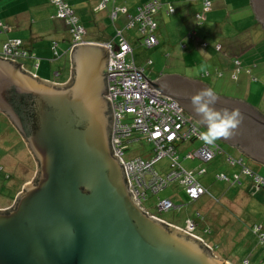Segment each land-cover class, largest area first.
<instances>
[{"label": "water", "instance_id": "obj_1", "mask_svg": "<svg viewBox=\"0 0 264 264\" xmlns=\"http://www.w3.org/2000/svg\"><path fill=\"white\" fill-rule=\"evenodd\" d=\"M251 3L264 30V0ZM108 61L100 44L78 45L72 80L54 85L0 58V112L37 163L32 183L11 208L0 210V264H227L201 239L134 202L111 143ZM148 88L179 102L204 127L190 96L209 88L205 83L165 74L148 81ZM170 88L186 96L174 97ZM216 107L239 108L244 116L235 134L220 141L264 166V115L221 96Z\"/></svg>", "mask_w": 264, "mask_h": 264}, {"label": "rangeland", "instance_id": "obj_2", "mask_svg": "<svg viewBox=\"0 0 264 264\" xmlns=\"http://www.w3.org/2000/svg\"><path fill=\"white\" fill-rule=\"evenodd\" d=\"M21 1L25 3L18 8L23 12H29L32 17L35 18V16H37L38 18L39 13L43 14L42 11L45 13L43 14L44 17L47 15V20L42 22L38 21L34 23V25L43 24L45 25V28L46 24H50V27H53L54 25H62L61 22H58L57 19H54L56 17L57 10L55 5L50 3V0H40L42 4L40 6L43 7L40 8V6H38L39 9L33 6L34 4H38L39 0ZM90 1H94V5L96 4L95 0ZM199 1L200 0H183L182 2L185 4H191V2L197 3ZM225 1L226 4H229L228 12L226 13V9L222 10V12L221 10H218L216 14L219 13L220 15H215L212 20L209 18L207 19V16H205L207 13H205L204 9L200 7V14L202 15L204 23L199 24L196 27L199 36L195 37L194 39H188V37H185L184 41L182 40L179 45H175L174 49L166 47L164 44H159L153 48H146L144 46V39H142V35L139 33L137 28L127 29V32L124 34L125 39H127L126 41H128L133 49V55L136 64L138 66L146 67L145 70L147 76L151 81L155 79L156 75L162 71H164L166 74H185L184 76L187 75L188 77L189 75L195 77L197 76L199 79L201 78V74L206 75V73H209L208 76L204 75L202 80L205 83L210 84L218 96H221L225 99L243 101L264 115V43H262L263 40L262 36L260 35L264 34V31L260 29V26L255 25L241 34V38H244L243 41L245 44V53L240 59L243 63H246L252 61L253 57V59H257V61H259V69H261L260 75L255 70L253 71L251 69L249 71V77L247 76L249 79L248 84L242 82L240 75H238V77L235 79L233 78L232 73L235 69L234 60V67L231 73H222V75L218 76L216 73L217 69L213 64L218 62V56L213 54L209 49L203 48V45H196L199 39L206 42L205 35H207V32H204L205 34L202 33L201 30L203 29L200 28L204 25L208 26L210 22L212 25L211 30L213 36H216L217 38H225L227 37V34L223 30L224 26L228 27L230 24L237 25L248 14V16L252 18V15L249 13V11L247 13V10H241L238 13L237 10L234 9L231 2L236 3L239 0ZM70 4L73 8L75 7L72 0H70ZM145 4L143 3L142 7ZM218 4L221 5V0H219ZM34 8L37 10L34 11ZM75 13L80 19L82 18L78 11ZM164 13L167 15L166 9H164ZM26 14L27 13H22V17L29 16ZM166 15L164 16L165 20H170V17ZM225 15L228 16V19L225 20L230 22V24L224 25L222 22H220L219 17H224ZM121 16H123L122 13H120V17ZM95 17L100 18L103 23L95 28H89L86 26V32L89 34V38H93L92 36H95V41L103 42L107 37H111L113 34H116V30H114L111 20L108 19L106 11L98 12ZM194 21L197 22L195 18ZM62 27L63 26H60V29ZM3 28V25H1V29ZM228 29L230 31L229 27ZM42 30L44 32L45 39L49 38V40H55L53 37H51L52 34L46 35L44 28ZM210 38L211 35L209 36V40ZM257 45L260 47L257 52L256 50H251L252 48L255 49L253 46ZM248 46L251 47V49ZM252 52H254V56H252ZM147 61H151V64L147 65ZM23 62L27 66L28 71L30 70L35 73L37 72L36 69H33L32 65H29L27 61ZM57 64L60 65L59 63ZM244 64L243 66L245 67L246 65ZM63 70L64 68H62L61 72ZM53 79H55L54 75ZM189 117L193 119L191 116ZM11 143V141L1 142L0 140V208L3 209H8V207L10 208L13 206L17 195L23 192L24 185L26 184L25 182L31 179L33 172L32 163L29 156L27 155V152H21L18 147H13ZM215 144L219 145L224 151L220 156L225 157V159L230 156L235 160H243L245 166L248 169H250L256 175L259 174L258 176L264 179V166L253 162L251 159L243 156L242 154L240 155L236 149L229 147L220 140H217ZM189 145L191 146L189 147L188 144L184 145L188 146V149L185 151L186 153L189 150H193L194 148L201 145V142H195ZM152 148L153 146L144 139L141 141H135L127 147L125 159L129 160L139 156L146 158L147 156L151 155ZM26 151H28V149H26ZM185 152H180L179 163L181 162L183 165L182 167H185L186 169L191 168L189 166L190 162H195L196 165L202 164L203 169L201 172L203 170L205 172L200 176L197 173L195 174L197 178H199L203 183V185L209 190V192L213 194L211 196H214L219 201L213 200V198L206 196L208 198L204 197L199 202L193 203L188 198L185 188L180 184L179 181L173 182L156 196L150 195L148 201L144 205L146 210H148L150 215L160 216L159 218L164 220V222L173 223L178 228L183 230H188L187 221L189 218L202 220L203 222L200 224V226L197 229L192 230V233L194 232L197 238L201 239L203 242L210 244L209 246H211L210 248L213 255L217 259L225 261L227 264H247L249 261L251 264H264V247L260 244L259 234L252 230V227L256 225L258 227H262V232L264 233V204L255 199L253 201V196L248 197V194H245L244 185L242 186L240 182L233 185L234 179H230V177L227 175L224 176L222 173H219L222 175L220 178V175L217 172L218 169L216 171H212L213 163H204L199 159L190 158H187L185 161H183V154ZM235 166L240 167V175H242V166ZM155 168L160 172V174H167L170 171L171 162L169 159L165 158L158 162ZM243 177H249L248 179H251L253 183L252 177L248 175ZM158 197L169 199L172 198L176 208L166 212H159L156 208ZM13 199L14 201L12 203ZM242 203L247 204V206L244 208L241 205ZM193 215H195V217H191Z\"/></svg>", "mask_w": 264, "mask_h": 264}, {"label": "built area", "instance_id": "obj_3", "mask_svg": "<svg viewBox=\"0 0 264 264\" xmlns=\"http://www.w3.org/2000/svg\"><path fill=\"white\" fill-rule=\"evenodd\" d=\"M52 1L56 6L57 18L62 19L68 27L71 36L69 50L72 52L74 47L86 44L83 39L86 33L85 29L80 24L72 7L62 0ZM202 1L204 12H209L211 2L209 0ZM114 2L115 0H99L98 10L104 11L110 3ZM164 6L162 0H149L139 9L136 16L130 15L128 18L125 29L138 27L146 48H153L159 44L158 24L154 16ZM166 12L171 15L175 11L171 6H168ZM117 16L118 9L115 8L110 14L111 20L115 21ZM196 20L199 23L203 20L200 13L196 15ZM195 35V31L189 33L191 38ZM100 45L109 53L108 94L106 97L112 102L114 113L112 148L114 156H117L121 164L125 166L129 190L135 196L134 202L149 214L144 207L149 196H156L173 182L179 181L191 201H196L209 194L208 190L200 184L197 176L181 166L178 149L184 144L201 142V145L189 157L197 158L204 163L212 162L224 151L217 144H207L203 141L202 130L190 123L183 108L175 100L160 95L161 93L155 88H148V81L151 80L147 77L145 68L135 63L133 49L122 35V31L117 30L114 40ZM55 47H57L56 43ZM220 49L221 47L218 46L217 50ZM0 58L18 63L22 59H35V55L24 51L22 42L15 39L7 41L0 48ZM148 64H151V61ZM235 65L237 69L241 66L238 61L235 62ZM37 68L38 65H35V69ZM21 69L37 77L35 73L27 71L23 65H21ZM208 75L207 73L206 76ZM236 77L235 74L233 78ZM143 139L153 146L150 157L146 159L139 156L126 160L127 147L131 143ZM165 158L170 160L171 168L167 174H160L155 166ZM227 162L231 165L242 166L241 176L248 175L259 187H264V179L248 169L241 159L235 160L229 156ZM204 172L203 170L201 174ZM221 177L222 175H220ZM174 205L171 200L158 198L156 202L159 212L173 210L175 209ZM188 227L192 231L196 227V222L190 220ZM254 227L253 231L259 234L260 244L264 247L262 227L256 225Z\"/></svg>", "mask_w": 264, "mask_h": 264}, {"label": "crops", "instance_id": "obj_4", "mask_svg": "<svg viewBox=\"0 0 264 264\" xmlns=\"http://www.w3.org/2000/svg\"><path fill=\"white\" fill-rule=\"evenodd\" d=\"M62 1L66 2L67 4H69L71 6L70 0H62ZM72 1H73V4L75 7L74 8L72 6L71 7L74 10V13L76 11H78L80 13V15L82 17L81 19L79 18V16H77V15L76 16L79 18V22L84 27L85 32H86V26L89 28H95V27L99 26L101 23H103L100 18L95 17V15L98 12L106 11L108 19L111 20V17H110L111 12L115 8L118 9L117 19L115 21L111 20V22L113 24L114 30H116V32H117V30L122 31V35L125 37L124 34H125V32H127L126 31L127 29H125V26H126V23L128 21L129 16L130 15L136 16L138 13V7L142 6L143 3L145 4L148 0H140V1L139 0H115V2L110 3L109 4L110 7L108 5L106 10H104V11L98 10L99 0H95V2H96L95 5H94V1H90V0L89 1H87V0H72ZM163 1L165 3H172L175 7V13L172 15H166L164 13V9H162L157 15L154 16V19L158 24L157 33H158L159 44H161V45L164 44L166 47L174 49L175 45H177V44L179 45V43H181L182 40L184 41L185 37H188V39H194L195 37L199 36L196 27L199 24H203L204 22H203V20L201 21V23H199L198 21L196 22V21H194V18L196 19V15L198 13H201L200 7L203 8L201 1H199L200 3L199 2H197V3L191 2V4H189V3L185 4L182 2L183 0H163ZM97 2H98V5H97ZM218 2H219V0H211V4H212L211 9L205 15V16H207V19L209 18L210 20H212V18L215 15L219 16L220 15L219 13L216 14L218 10H221V12H222V10L226 9V13L228 12L229 4L228 3L226 4L225 0H221V5H219ZM251 2H252V0H239L236 3L231 2V4L233 5L234 9L237 10L238 13L241 10H247V13L249 11V13L252 15V18L250 16H248L249 15L248 14L237 25H231L230 22H227V20H225V19H228L227 15H225L224 17H219V20H220V22H222V24H224V25L230 24V25H228V27L230 28V31H229L227 26L223 27V30L226 32L227 37L217 38L216 36H213L212 30H211L212 25L210 22L208 26L204 25L200 28V29H203V30H201L202 33L207 32L206 33L207 35H205V38H206L205 41L207 43L201 39H199L196 43V45H199V46L203 45V48L209 49L213 54H216L218 56V58H219L218 62L213 63L215 68L217 69L216 73L218 76L222 75V73H224V74L231 73V71L234 67L233 60H234V63L236 61H241V66L239 69H237L236 65H235V69L232 73V76H234L236 74L238 77V75H240L241 76L240 78H242V82H244L245 84H248L249 71L251 69L253 71L255 70L259 75L261 74L260 73L261 69H259V61H257V59H253V57H252V61L248 60L249 62H246V63L244 62L245 64L240 59L241 56L245 53L244 52L245 44L243 41L244 38H241V34H243L249 28L254 27L255 25H259L260 29L263 30L262 25L257 21L256 14L254 12V9H253ZM24 3L25 2H23L21 0H0V31H2V32H0V47L2 45H4L9 40L17 39V40L22 41L25 48L35 55V59H22L18 62L19 64L23 65L27 71H28V68L23 61H27L29 63V65L31 64L33 69H35V65L37 64L38 65V68L36 69L37 72L35 73L33 71H30V70H29V72H32V73H35L36 75H38L37 77L41 81H45L47 83H51L54 85H65V84L69 83L72 80V76H73V72H72L73 64H72V52L69 50V48H70L69 43H70L71 37H70V33L68 31V28H67L65 22L62 19H59L57 17H55V18L53 17L55 20L57 19L58 22H61L62 25H58V26L54 25L53 27H50V24H46V28H45V25H43V24L34 25V23H36L38 21L42 22V21L47 20V15L44 17L43 14H45V13H44V11H42L43 14L39 13L38 18H37V16H35V18L32 17V15L29 12H23L21 9L18 8L19 6L23 5ZM50 3H53V1L50 0ZM40 5H42V4L39 0V3L34 4L33 6L39 9L38 6H40ZM93 5H94V7H93ZM42 7L43 6H40V8H42ZM36 8H34V11L37 10ZM22 13H27L26 15H29V16L22 17ZM120 13H122L123 16L120 17ZM165 15L169 16L170 20L166 21L165 17H164ZM205 16H204V18H205ZM1 25H3V27H4L3 29H1ZM60 26H63V27L60 29ZM43 28L45 30L46 35L52 34L51 37H53L55 40H53V39L49 40V38L45 39L44 38V32L42 30ZM136 28L139 30L138 27H136ZM191 31H195V33H196L195 37H193V38L189 37V33ZM235 31L238 34H236ZM139 33L141 34L140 30H139ZM88 35L89 34L86 32L84 37H83L84 41L86 43H96V44H104V43L110 42V41L114 40L116 37V34L115 35L113 34L111 37H107L103 42H97L94 40L96 38L95 36H92L93 38H89ZM210 35H211V38L209 40ZM260 35L262 36V40H263L262 42H264V34H260ZM55 42L57 43L56 51L58 52L59 55L58 54L56 55V53L53 49V47H54L53 44ZM218 46L221 47V49L219 51L217 50ZM253 47L255 49H253V48L251 49V47H249V48L251 50H256V52L260 48L259 45L253 46ZM251 50H249V51H251ZM254 55H255L254 52H252V56H254ZM256 55H258V54H256ZM220 58H222V59H220ZM148 62L149 61H147V65H148ZM57 63H59L60 65H58ZM243 64L246 65L245 67H247V68H245L243 66ZM61 67L64 68V70L62 72H61V70H62ZM140 67H143V66H140ZM143 68H146V67H143ZM253 71H252V73H253ZM53 72H54V74H53ZM145 73H146V70H145ZM165 74L166 73L164 71L158 73L156 75V78L153 79L152 81L158 80L159 78L163 77ZM53 75H54L55 79H53ZM146 75H147V73H146ZM168 75H170V74H168ZM184 75L185 74H181L180 76H184ZM204 75L205 74H201L200 79L197 76L195 77V76H190V75H189V77L187 75L184 77H187V78H190L193 80H198L202 83H205L202 80L204 78ZM205 84L209 88H212V86L210 84H207V83H205ZM0 140H1V142L2 141L3 142L11 141L12 142L11 144L13 147H18L21 150V152H27V155L29 156L31 163H32V169H33L32 171L33 172H32L31 179H29L25 183L26 184L32 183V181L34 180L36 173H37L36 160L31 155L29 150L26 151V149H28V147H27L25 141L23 140V137L15 129V127L13 126V124L11 123L9 118L1 112H0ZM189 144H192V143H189ZM189 144H188V146L190 147L191 145H189ZM184 145H186V144H184ZM184 145L179 147L178 157L180 155V152H185L188 149V146H184ZM198 147L194 148L193 150H189L187 153L185 152L183 154L184 155L183 161H185L187 158H190L189 155H192ZM149 157H150V155L147 156L146 159H148ZM239 158H241V157H239ZM190 159H197V158H190ZM179 161H180V157H179ZM226 161H227V158L225 159V157H222L220 155L217 156L211 162V163H213V170L212 171H216L218 169L217 170L218 174L222 173V175H224V176L227 175L228 177H230V179H234L233 185L238 184L240 182V184L242 186L244 185L245 194H248V197L253 196L252 197L253 201L255 199V200H258L259 202H262V204H264V191H263L264 188L259 187L254 181L252 183V180L248 179L249 177L245 178V177L241 176L240 175V167L235 166V165H229ZM180 164H181V162H180ZM181 166H183V165L181 164ZM189 166L191 167L190 169L189 168L186 169L185 167L184 168L189 172H192L194 174L197 173L199 176L201 175V170L203 169L202 164L196 165L195 162H193V163L190 162ZM219 175H221V174H219ZM198 180H199L200 184L206 190H208L203 185V183L200 181L199 178H198ZM208 193L209 194L202 196L199 200L192 201V202L197 203L206 196L213 198V200H217L214 196H211L213 194H211L209 192V190H208ZM158 198L173 201L172 198H170V199L169 198H161V197H158ZM206 198H208V197H206ZM14 199L12 200V203H13ZM217 201H219V200H217ZM173 203H174V201H173ZM241 205L244 208L247 206V204H244V203H242ZM4 209H7V208H4ZM4 209L0 208V210H4ZM154 217H157L158 219H160L159 218L160 216L154 215ZM191 217H195V215H193ZM192 219L193 218L188 219L187 226H188V222ZM160 220H162V219H160ZM162 221H164V220H162ZM202 222H203L202 220L198 221L197 222L198 226L195 229H197ZM166 223L177 227L173 223H168V222H166ZM179 229H181V228H179ZM181 230H183V229H181ZM183 231H188V230H183ZM192 235L197 237L194 234V232ZM205 244L210 245L208 243H205ZM247 264H251V262L249 261V262H247Z\"/></svg>", "mask_w": 264, "mask_h": 264}, {"label": "clouds", "instance_id": "obj_5", "mask_svg": "<svg viewBox=\"0 0 264 264\" xmlns=\"http://www.w3.org/2000/svg\"><path fill=\"white\" fill-rule=\"evenodd\" d=\"M190 103L194 113L200 118V122L206 129L201 132V137L207 144H215V142L220 139H230L244 119L239 108H217L218 96L216 91L212 88H203L192 94L190 96ZM192 220L196 222L197 227V222L200 220ZM185 232L191 235L193 234L192 231L189 230V227L188 231ZM207 246L209 248L211 247L209 245Z\"/></svg>", "mask_w": 264, "mask_h": 264}, {"label": "trees", "instance_id": "obj_6", "mask_svg": "<svg viewBox=\"0 0 264 264\" xmlns=\"http://www.w3.org/2000/svg\"><path fill=\"white\" fill-rule=\"evenodd\" d=\"M201 1V3H202V6H203V1L202 0H200ZM210 2H211V0H209ZM162 2H163V4L165 5L164 7H162V9H166V11H167V8H168V6H171L173 9H174V11H175V7H174V5L172 4V3H165L163 0H162ZM212 5V4H211ZM140 8H142V6H140V7H138V11H139V9ZM161 9V10H162ZM175 13V12H174ZM173 13V14H174ZM207 13V12H206ZM168 15V14H167ZM172 15V14H171ZM132 16V15H131ZM56 17H57V15H56ZM68 28V27H67ZM69 31V30H68ZM71 37V36H70ZM71 40V39H70ZM22 42V41H21ZM56 43V42H55ZM55 43L53 44L54 45V47H53V49H54V51H55V53H57L58 54V52L56 51V48L57 47H55ZM262 43H264V42H262ZM57 44V43H56ZM70 44V43H69ZM159 45V44H158ZM22 49L24 50V51H26L28 54H30V55H32L33 53H31L30 51H28L26 48H25V46H24V44H23V42H22ZM238 62H240V64H241V61H238ZM37 65V64H36ZM146 69V68H145ZM185 115H186V117L189 119V121H190V123H192V124H194V125H196L197 126V128H199L200 130H202V131H205V128L201 125V124H197V122L195 121V120H193V119H191L190 117H189V115L188 114H186L185 113ZM188 115V116H187ZM239 160V159H238ZM243 161V160H242ZM244 164V163H243ZM237 165V164H236Z\"/></svg>", "mask_w": 264, "mask_h": 264}, {"label": "flooded vegetation", "instance_id": "obj_7", "mask_svg": "<svg viewBox=\"0 0 264 264\" xmlns=\"http://www.w3.org/2000/svg\"><path fill=\"white\" fill-rule=\"evenodd\" d=\"M170 90H172L171 95H174V97H178V98L181 99V97L186 96V95L182 94V92L176 91L175 88H173V89L170 88ZM167 91H169V89H168ZM169 92H170V91H169ZM169 94H170V93H169ZM178 103H179V102H178ZM179 104H180V103H179ZM181 107H182V106H181Z\"/></svg>", "mask_w": 264, "mask_h": 264}]
</instances>
